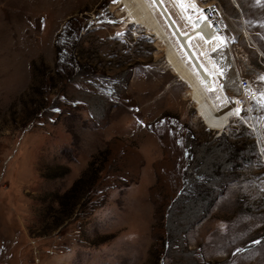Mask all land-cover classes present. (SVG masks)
<instances>
[{
  "label": "rangeland",
  "instance_id": "obj_1",
  "mask_svg": "<svg viewBox=\"0 0 264 264\" xmlns=\"http://www.w3.org/2000/svg\"><path fill=\"white\" fill-rule=\"evenodd\" d=\"M162 1L183 34L220 11L222 48L188 41L217 111L264 94V0ZM154 16L163 39L119 0H0V264H264V104L207 128Z\"/></svg>",
  "mask_w": 264,
  "mask_h": 264
},
{
  "label": "bare ground",
  "instance_id": "obj_2",
  "mask_svg": "<svg viewBox=\"0 0 264 264\" xmlns=\"http://www.w3.org/2000/svg\"><path fill=\"white\" fill-rule=\"evenodd\" d=\"M119 1L123 2L126 6L127 13L130 16L132 23L151 31L152 34L159 39L164 38V33L161 26L157 22L154 13L157 12L162 17L168 29H170L171 33L175 35L180 49L185 53L187 61L198 71V75L196 76L187 67H185L179 57L169 49L170 66L173 72L191 90L189 94L192 100L196 103L198 115L204 125L210 130H223L232 116L240 114L241 108L239 106L229 105L230 107L228 109H223L222 111H217L215 109L209 98L207 99L208 96L206 97V91L217 90L215 80L212 75L207 72L205 66L200 62L198 54L194 52L188 44L189 40L201 39L205 47L206 45L211 48L216 47L214 51L225 45L224 41H222L221 35L217 36L216 33L213 32L214 29L210 32L208 31L209 20H207L206 15H204V12L202 11L208 7L205 6L202 9L197 10L198 19L194 22V29L187 34H183L170 17L162 0H131L132 4H130L128 0ZM190 1L192 0H188V2ZM205 47L201 48L202 54H204ZM203 57H205L208 66H214L208 54H205ZM212 70L215 75L220 76L218 73L219 69L216 68V66L212 67ZM204 83L207 85L205 86ZM259 101L264 102V100Z\"/></svg>",
  "mask_w": 264,
  "mask_h": 264
},
{
  "label": "built area",
  "instance_id": "obj_3",
  "mask_svg": "<svg viewBox=\"0 0 264 264\" xmlns=\"http://www.w3.org/2000/svg\"><path fill=\"white\" fill-rule=\"evenodd\" d=\"M204 15H206L207 20H209L208 31L213 30L216 35L224 34V21L216 5H209L208 8L202 10ZM206 86L207 84L204 83ZM238 95L234 101V106H239L241 112L239 115H234L240 117L242 115L243 108L249 106L250 104H264L259 100H264V94H261L262 90L256 81H252L249 78H239L238 80ZM264 91V88H263Z\"/></svg>",
  "mask_w": 264,
  "mask_h": 264
},
{
  "label": "trees",
  "instance_id": "obj_4",
  "mask_svg": "<svg viewBox=\"0 0 264 264\" xmlns=\"http://www.w3.org/2000/svg\"><path fill=\"white\" fill-rule=\"evenodd\" d=\"M81 180V179H80ZM75 184H77V183H75ZM73 190H74V188H73Z\"/></svg>",
  "mask_w": 264,
  "mask_h": 264
}]
</instances>
